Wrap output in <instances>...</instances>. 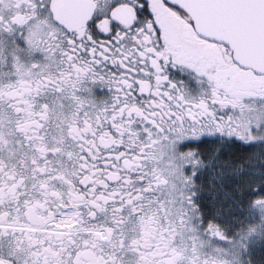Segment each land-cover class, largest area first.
<instances>
[{"label": "flooded vegetation", "instance_id": "obj_1", "mask_svg": "<svg viewBox=\"0 0 264 264\" xmlns=\"http://www.w3.org/2000/svg\"><path fill=\"white\" fill-rule=\"evenodd\" d=\"M97 3L59 0V16L69 29L80 28ZM29 5L30 0H0V19L21 25L26 22L21 9L26 12ZM113 15L125 25L135 19L126 5ZM7 20L5 28L11 29ZM157 20L164 29L163 51L147 47L145 53L200 66L217 89L232 97L229 103L264 96V73L234 62L233 50L200 39L190 27L185 31L170 15L160 13ZM155 41L153 32L144 42ZM30 51L42 49L33 44ZM38 63L36 75L29 67L31 56L20 58L12 70L0 65V239L29 249L37 264H64L73 258L72 248H79L74 264H105L115 259L113 248L125 240L136 252L143 249L146 258L171 253L174 264H195L194 257L205 254L210 264H264V146L245 149L218 136L211 147L222 156L213 167L202 157L214 153L196 144L180 147L189 139L213 135V130L177 128L175 139L165 136L163 143L134 118L139 105L122 103L127 95L108 78L68 61ZM172 77L180 81L181 73ZM184 81L185 89L197 95L187 68ZM233 134L245 142L258 139L243 131ZM192 189L225 195L207 235L197 217L179 215L178 202L190 192L200 194ZM137 200L141 203L127 214L125 208ZM234 224L242 226L239 242L229 235ZM12 255L0 248L4 264ZM120 256L133 264L124 252Z\"/></svg>", "mask_w": 264, "mask_h": 264}, {"label": "snow or ice", "instance_id": "obj_2", "mask_svg": "<svg viewBox=\"0 0 264 264\" xmlns=\"http://www.w3.org/2000/svg\"><path fill=\"white\" fill-rule=\"evenodd\" d=\"M125 5L135 13V19L129 25L121 23L113 15ZM252 6L256 5L244 4L241 0H156L155 4L154 0H98L96 9L85 19L83 26L69 29L59 16V0H30L27 11L21 9V14L26 17L25 23L15 25L7 18L0 19V65L12 70L20 58L31 56L29 67L34 75L40 73L41 64L38 62L45 61H68L81 68L94 70L93 75L99 73L108 78L109 84H115L127 95L128 99L122 103L134 101L139 105L133 109L134 118L156 133L153 139L163 143L167 142L163 140L165 136L175 139L177 128L189 133L205 127L213 130V135L189 139L180 147L184 149L196 144L206 153H214L202 158L211 160L212 166L216 167V161L221 159L222 152H216L211 145L216 143L218 136L245 149L264 146V96L246 98L239 105L229 103L232 97L226 91L217 89L216 84L211 82V76L200 66L178 64L176 57L160 58L155 52L145 53V49L155 47L156 52L163 51L164 29L157 17L164 13L172 16L185 31L190 27L200 39L223 44L232 51V43L229 42L233 39L231 33H224L229 36L228 40H216L199 29L208 31L217 28L228 22V16L233 11ZM5 20L11 25V29L5 28ZM153 32L156 41L151 45L145 44V37L152 36ZM33 44L42 51L31 52ZM234 62L239 64L238 61ZM185 68L198 87L195 96L185 89ZM177 71L181 73L180 81L172 77V73ZM240 131H243L244 136L252 135L258 139L245 142L239 134H233ZM207 171L211 172V168ZM200 175L198 173L195 179L199 180ZM152 179L158 183L156 177ZM216 183L218 182L212 179V184ZM144 185L145 181L141 180L139 186ZM207 187L210 188L211 184ZM260 190L262 189H257ZM191 191L200 194L191 196L190 192L186 201L178 202L182 208L179 215L184 217L190 213L192 217H197L200 231L207 235L213 230L214 218L221 214L220 202L225 199V195L205 193L199 189ZM140 203L138 200L134 201L125 208V212L131 215L133 208ZM233 228L234 231L229 235L236 242L243 240V234L237 235V230L242 226L234 224ZM0 248L6 253H14L8 259V264H37L29 256L30 250L17 249L13 240L0 239ZM78 251L79 248L71 249L73 258ZM121 252L133 264H174L171 253L163 257L146 258L143 249L136 252L132 243L127 240L119 249L113 248L111 255L115 259L106 261L105 264H127L121 258ZM73 258L66 259L64 264H74ZM194 261L195 264H210L207 254L203 257L195 256ZM0 264H4V260H0ZM175 264H187V260Z\"/></svg>", "mask_w": 264, "mask_h": 264}, {"label": "water", "instance_id": "obj_3", "mask_svg": "<svg viewBox=\"0 0 264 264\" xmlns=\"http://www.w3.org/2000/svg\"><path fill=\"white\" fill-rule=\"evenodd\" d=\"M244 4L256 5L233 11L228 16V22L217 28L205 31L199 29L208 37L216 40H228L227 31L232 34V50L235 59L242 65L258 68L264 73V0H241Z\"/></svg>", "mask_w": 264, "mask_h": 264}]
</instances>
